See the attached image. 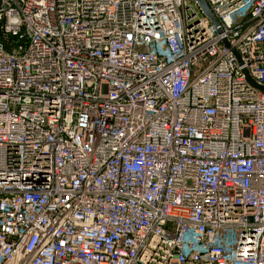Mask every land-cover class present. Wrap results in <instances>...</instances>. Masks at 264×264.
Returning a JSON list of instances; mask_svg holds the SVG:
<instances>
[{
  "label": "built area",
  "instance_id": "built-area-1",
  "mask_svg": "<svg viewBox=\"0 0 264 264\" xmlns=\"http://www.w3.org/2000/svg\"><path fill=\"white\" fill-rule=\"evenodd\" d=\"M205 2L0 0V264H264V0Z\"/></svg>",
  "mask_w": 264,
  "mask_h": 264
},
{
  "label": "water",
  "instance_id": "water-1",
  "mask_svg": "<svg viewBox=\"0 0 264 264\" xmlns=\"http://www.w3.org/2000/svg\"><path fill=\"white\" fill-rule=\"evenodd\" d=\"M194 2H196L199 6V8L201 9V11L203 12V14L210 20V22L216 27L217 31L220 32V28H219V24L217 23L216 19L214 18V16L212 15V13L210 12L205 0H192ZM225 45H228L226 41H224ZM233 53L235 54V56L237 57V59L239 60V57L237 55V53L235 51H233ZM248 81L256 88L260 89L261 91L264 92V87L262 86H258L257 84H255L249 77Z\"/></svg>",
  "mask_w": 264,
  "mask_h": 264
}]
</instances>
